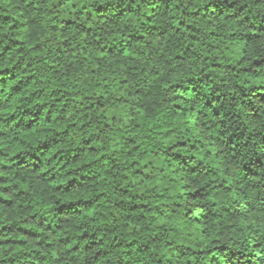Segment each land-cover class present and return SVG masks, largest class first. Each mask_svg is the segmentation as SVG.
<instances>
[{"label": "clouds", "instance_id": "obj_1", "mask_svg": "<svg viewBox=\"0 0 264 264\" xmlns=\"http://www.w3.org/2000/svg\"><path fill=\"white\" fill-rule=\"evenodd\" d=\"M0 264H264V0H0Z\"/></svg>", "mask_w": 264, "mask_h": 264}]
</instances>
